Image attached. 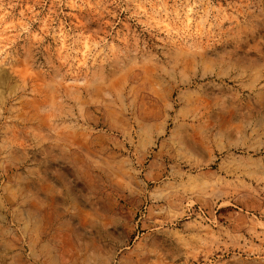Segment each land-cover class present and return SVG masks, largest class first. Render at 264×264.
Returning <instances> with one entry per match:
<instances>
[{
  "label": "rangeland",
  "instance_id": "obj_1",
  "mask_svg": "<svg viewBox=\"0 0 264 264\" xmlns=\"http://www.w3.org/2000/svg\"><path fill=\"white\" fill-rule=\"evenodd\" d=\"M0 264H264V0H0Z\"/></svg>",
  "mask_w": 264,
  "mask_h": 264
}]
</instances>
